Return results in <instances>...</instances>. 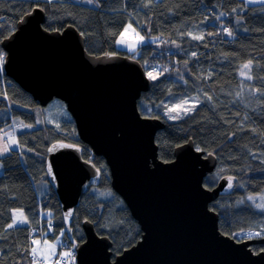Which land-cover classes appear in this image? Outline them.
Returning <instances> with one entry per match:
<instances>
[{"label":"trees","instance_id":"16d2710c","mask_svg":"<svg viewBox=\"0 0 264 264\" xmlns=\"http://www.w3.org/2000/svg\"><path fill=\"white\" fill-rule=\"evenodd\" d=\"M96 1L93 7L73 0H0V41L25 13L40 7L45 12L44 28L73 25L81 32L87 52L109 51L135 58L147 76L149 72L157 76L155 80L148 76L150 87L141 94L137 107L141 115L164 122L155 134L158 158L172 160L175 147L189 139L197 149L213 153L217 164L204 178V187H213L223 175L234 180L230 193L209 204L219 216V230L235 239L263 237L264 209H256L248 197L264 190V4L248 5L245 0ZM128 23L145 37L134 52L115 47ZM248 61L252 67L243 71L251 80L240 75L241 65ZM186 99H196L195 108L187 114H172ZM38 105L0 73V129L7 128L13 116L33 123V111L25 108ZM15 139L14 150L0 156V264H30V226L50 217L55 221V235L72 246L84 239L81 223L91 222L98 235L110 239L112 259L140 238L139 225L111 187L104 158L94 155L80 139L69 113L57 124L20 131ZM53 142L78 146L82 158L100 173L99 183L76 206L68 232L47 175L45 159ZM13 210L22 211L27 223L9 229ZM251 248L258 251L264 245Z\"/></svg>","mask_w":264,"mask_h":264},{"label":"water","instance_id":"95a60500","mask_svg":"<svg viewBox=\"0 0 264 264\" xmlns=\"http://www.w3.org/2000/svg\"><path fill=\"white\" fill-rule=\"evenodd\" d=\"M45 20L44 10L34 7L0 41L3 74L40 106L54 98L64 103L80 139L104 158L112 189L141 230L140 238L112 259L110 239L83 221L75 264H264V249L251 248L264 245V236L236 240L218 228L219 216L209 204L230 193L234 180L230 188L232 176L223 175L204 187L216 156L197 151L189 139L175 147L172 160L158 158L155 134L164 122L138 110L150 87L141 64L116 52L91 54L73 25L51 30L43 27ZM64 145L72 144L51 143L45 162L69 231L76 206L99 183L100 173L78 146Z\"/></svg>","mask_w":264,"mask_h":264},{"label":"rangeland","instance_id":"374dc122","mask_svg":"<svg viewBox=\"0 0 264 264\" xmlns=\"http://www.w3.org/2000/svg\"><path fill=\"white\" fill-rule=\"evenodd\" d=\"M73 1L78 2V3L85 4V5H88V6H93V7L96 6V3H97L96 0H93L92 3H89L88 0H73ZM245 3L248 4V5L264 4V2H261V0H251V2H248V0H245ZM129 24L132 25V28L129 29L127 35L125 37H123V39L125 40V43L118 44L117 41L121 39V33L124 31V29ZM132 29H135V31H132ZM137 34H139V36L144 37L132 23L126 24L125 27L120 32V34L118 35V37L116 38V41H115V47H116V49L126 50L127 52H134V51H136L138 45L141 42H144L145 41V37H144V40H142V41L139 40L137 38ZM133 43H135L136 46H135L134 49L130 50L129 49V45L130 44H133ZM0 68H2V65H0ZM62 103H61V101L59 99H52L50 102H48L44 106L38 105V106H35L33 108H30V107L25 108V107H23L25 109H28V110H32L33 111V113H34V122L33 123L26 122V121H24L20 117L13 116L11 118L10 125L7 128H1L0 129V135H3L4 132L11 131V126L13 125V122L14 121L18 122L17 125H16L15 134L18 133V132H20V131L29 130V129H32V128L41 126L44 123H50V124H57V123H59V121L61 119H63L64 117H66L67 116V113H68L67 110L65 109V106ZM195 103H196V99H188V103L187 104H182V102H181V103L177 104L174 107V110H173L172 114H174V115L175 114L176 115L177 114H185L184 111H183V109L184 108H191L192 105L195 104ZM19 122H22L25 125H32V127H30V128H28V127L21 128V127H19ZM15 134H14V138H15ZM7 139H8V137H5L3 140H0V146H3V144L7 141ZM13 148H15V146H13ZM5 154H7V153H5ZM5 154H3V155H5ZM0 156H2V155H0ZM1 169L2 168L0 166V172H1ZM37 186H38V184H37ZM261 195H264V190H262V191H260L258 193H255V194H252L251 195V196H253L255 198L254 201L251 200L255 204V207H256V204L261 203V200H260V196ZM256 209H259V208L256 207ZM259 210H261V209H259ZM20 212H22V211H20ZM39 240H40V237H33L32 238V247H31V250H32L33 247L37 248L35 246L36 244H33V241H39ZM44 240L50 242V245H55V254H56V252L58 251L57 244L61 242L62 236L61 235H58V236H56V237H54L52 239H50L48 237H45ZM46 244L48 245L47 242H46ZM39 251H42L43 253L41 255L39 254L38 257H44V256H47V255L49 257L50 256L53 257L55 255V254H50L51 253V248L49 246H48L47 252H45V250L43 248L42 249H38V252ZM61 252L63 253V252H65V250L64 249H61Z\"/></svg>","mask_w":264,"mask_h":264},{"label":"snow or ice","instance_id":"6c2138e0","mask_svg":"<svg viewBox=\"0 0 264 264\" xmlns=\"http://www.w3.org/2000/svg\"><path fill=\"white\" fill-rule=\"evenodd\" d=\"M49 2H51V0H49ZM89 3H92L93 0H88ZM152 2V0H148V3L150 4ZM248 2H251V0H248ZM261 2H264V0H261ZM148 5L145 4V7H147ZM236 10L233 9V12H235ZM221 15H224L223 13ZM132 28V25L129 24L125 29L124 31L121 33V39L117 41L118 44H123L125 43V40L123 39V37H125L129 31V29ZM132 31H135V29H132ZM224 32H226L229 36L233 35L232 31L228 28H224L223 29ZM189 35H191V33H189ZM211 35V33H210ZM137 38L139 40H144V37L142 36H139V34H137ZM193 39H203V36H194ZM135 43L133 44H130L129 45V49L132 50L135 48ZM192 56H196V53L193 52L192 53ZM4 63V54L2 52H0V65H3ZM252 67V62L251 61H248L246 63H244L243 65H241V68H242V71L240 72V75L241 76H246L247 79L251 80L252 79V76L248 73V72H245L243 71V69H248L250 71ZM0 73H2V68H0ZM148 76L150 79H153L155 80L157 78L156 75H153L151 72L148 73ZM237 95L239 96L240 93H237ZM208 99H211V97H208ZM197 102H198V99H197ZM188 103V100H184L182 102V104H187ZM195 108V104L192 105L191 108H184L183 111L185 114H187L188 112L192 111L193 109ZM170 119H176V118H179L178 116H170L169 117ZM18 122L14 121L13 122V125L11 126V131L9 132H4L3 135H0V140H3L5 137H8L7 141L3 144V146H0V155H3L5 153H9L10 151H13L14 148L13 146H16L18 145V141L14 138V134H15V131H16V125H17ZM19 127L21 128H24V127H32V125H25L23 124L22 122H19ZM65 147H74L73 145H64ZM201 149H197V151H200ZM49 151H52V149H49ZM49 175H51V166L49 165V172H48ZM232 180L233 178L232 177H228V183H229V187L231 188L232 187ZM249 200H255V198L253 196H249L248 197ZM260 200H261V203H258L256 204V207L259 208V209H264V195H261L260 196ZM67 215H71V213H68ZM67 215H66V218H67ZM24 224V223H27V218L24 216V213L23 212H20L19 215L17 216L14 212L13 214V218H12V223L8 224L7 227L9 229L15 227L17 224ZM63 231L62 230V234H63ZM256 235H261L262 233L260 232H257L255 233ZM59 239V238H58ZM38 242L37 241H33V244H37ZM51 248V253L50 254H55V245H50L49 246ZM73 249L76 247L75 244H73ZM31 255H32V260H33V264H37V260H38V249L33 247L32 250H31ZM61 255L63 257H70L72 258L73 260V264H74V257H73V253H72V249H69L68 251L66 252H63L61 253Z\"/></svg>","mask_w":264,"mask_h":264},{"label":"built area","instance_id":"2783aa9c","mask_svg":"<svg viewBox=\"0 0 264 264\" xmlns=\"http://www.w3.org/2000/svg\"><path fill=\"white\" fill-rule=\"evenodd\" d=\"M30 232L32 235H38V234H48V235H51L54 233V220L53 219H50V220H47L45 221L44 223L40 224L39 226H34V227H31L30 229ZM62 247L63 248H66L67 247V242L64 241L63 244H62ZM72 253L74 255V252L72 250ZM65 261V258H60L58 260V262L60 264L64 263ZM45 261H38V263H44Z\"/></svg>","mask_w":264,"mask_h":264},{"label":"crops","instance_id":"0c3cea01","mask_svg":"<svg viewBox=\"0 0 264 264\" xmlns=\"http://www.w3.org/2000/svg\"><path fill=\"white\" fill-rule=\"evenodd\" d=\"M14 212H15V214L18 216L19 215V213H20V211H18V210H13L12 211V215L14 214ZM25 224V223H24ZM17 225H22V224H17ZM50 239H52V238H50ZM41 240V239H40ZM37 241L38 243L35 245L38 249H44L45 250V252H47V249H48V246H50V242H48V241H46V240H41V241ZM46 242L48 243V245L46 244ZM43 252L42 251H39L38 252V256H39V254L41 255ZM48 259H52L53 257L52 256H46ZM30 264H33V263H30Z\"/></svg>","mask_w":264,"mask_h":264},{"label":"flooded vegetation","instance_id":"af4514ba","mask_svg":"<svg viewBox=\"0 0 264 264\" xmlns=\"http://www.w3.org/2000/svg\"><path fill=\"white\" fill-rule=\"evenodd\" d=\"M251 237H244V238H241V239H236V240H243V239H250Z\"/></svg>","mask_w":264,"mask_h":264}]
</instances>
